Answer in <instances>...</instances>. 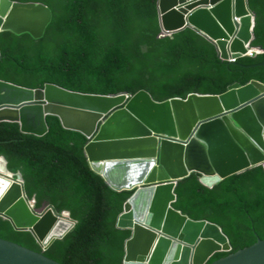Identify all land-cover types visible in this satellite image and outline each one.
<instances>
[{
	"label": "trees",
	"instance_id": "1",
	"mask_svg": "<svg viewBox=\"0 0 264 264\" xmlns=\"http://www.w3.org/2000/svg\"><path fill=\"white\" fill-rule=\"evenodd\" d=\"M41 1L53 12L40 38L0 32V79L28 87L46 82L90 94H134L143 89L156 101L188 94H222L233 83H264V54L235 64L218 58L215 46L190 28L163 36L157 0ZM256 15L253 46L264 50V0H248ZM256 53V52H251ZM257 65V66H253ZM49 131L38 137L18 121H0V156L20 172L35 208L70 213L75 227L43 251L28 231L0 217V238L18 243L61 264H123L129 229L117 227L133 191L113 190L90 166L89 139L48 116ZM173 207L193 220L220 226L231 252L216 253L207 264L264 239V168L232 175L212 188L193 173L179 181Z\"/></svg>",
	"mask_w": 264,
	"mask_h": 264
},
{
	"label": "water",
	"instance_id": "2",
	"mask_svg": "<svg viewBox=\"0 0 264 264\" xmlns=\"http://www.w3.org/2000/svg\"><path fill=\"white\" fill-rule=\"evenodd\" d=\"M13 5H38L47 10L48 18L42 28H32L12 15ZM157 13L163 36L190 28L215 46L222 61L243 58L249 50L264 54L253 46L256 15L248 0H157ZM244 16L253 20L247 39L238 21ZM52 17V9L41 1L0 0V32L40 38ZM258 66L264 67V60ZM48 116L89 139L85 152L90 166L113 190L133 191L117 221L118 228L131 231L123 264H207L216 253L232 251L220 226L193 220L173 207L175 189L193 173L212 188L232 175L264 168L263 82L233 83L222 94L191 93L185 99L156 101L143 89L132 95H103L52 82L28 87L0 79V121H18L22 132L42 137L49 131ZM65 213L68 226L57 229ZM30 214L24 218L0 211L15 230L30 232L43 251L76 225L67 211L58 214L47 208L39 214L34 209ZM181 252L185 255L178 260ZM0 264L61 263L0 238ZM212 264H264V239Z\"/></svg>",
	"mask_w": 264,
	"mask_h": 264
},
{
	"label": "bare ground",
	"instance_id": "3",
	"mask_svg": "<svg viewBox=\"0 0 264 264\" xmlns=\"http://www.w3.org/2000/svg\"><path fill=\"white\" fill-rule=\"evenodd\" d=\"M12 15L14 17H20V21L23 23L30 24L32 28H42L46 19L48 18V12L46 9L40 6H27L21 7L18 5H13L12 7ZM244 24V34L242 37L247 39L251 35V29L253 25L252 17L244 16L241 20ZM250 39L248 40V43ZM247 47V45H246ZM251 52H256L254 50H249V54ZM27 205V207H26ZM4 209L5 211L16 212L17 214H21L24 218H31V212H34V204L33 200H29L22 190V178L19 173H13L7 169L6 161L3 156H0V211ZM22 211V213L18 212ZM68 215L65 213L63 217L58 220L56 223L57 229H64L68 225L66 223ZM184 252L178 257V260H182Z\"/></svg>",
	"mask_w": 264,
	"mask_h": 264
},
{
	"label": "built area",
	"instance_id": "4",
	"mask_svg": "<svg viewBox=\"0 0 264 264\" xmlns=\"http://www.w3.org/2000/svg\"><path fill=\"white\" fill-rule=\"evenodd\" d=\"M162 35H164V34H162ZM259 54H263V51H257V53H255V54L254 53L249 54V52H248V54L245 57H255ZM237 60H238L237 58H229V62H232V63H236Z\"/></svg>",
	"mask_w": 264,
	"mask_h": 264
},
{
	"label": "rangeland",
	"instance_id": "5",
	"mask_svg": "<svg viewBox=\"0 0 264 264\" xmlns=\"http://www.w3.org/2000/svg\"><path fill=\"white\" fill-rule=\"evenodd\" d=\"M48 207H44V208H41V209H37V208H35V210H36V212L37 213H43L46 209H47Z\"/></svg>",
	"mask_w": 264,
	"mask_h": 264
}]
</instances>
